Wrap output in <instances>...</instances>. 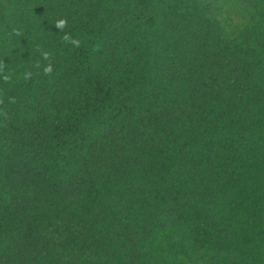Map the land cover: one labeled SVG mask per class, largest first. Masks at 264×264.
Wrapping results in <instances>:
<instances>
[{"label": "trees", "instance_id": "1", "mask_svg": "<svg viewBox=\"0 0 264 264\" xmlns=\"http://www.w3.org/2000/svg\"><path fill=\"white\" fill-rule=\"evenodd\" d=\"M0 264H264V0H0Z\"/></svg>", "mask_w": 264, "mask_h": 264}, {"label": "clouds", "instance_id": "2", "mask_svg": "<svg viewBox=\"0 0 264 264\" xmlns=\"http://www.w3.org/2000/svg\"><path fill=\"white\" fill-rule=\"evenodd\" d=\"M67 23H68V21H67L66 18L59 19V20L56 21L55 27L57 29L63 30L67 26ZM62 40L64 42L71 43L74 47H80V41L78 39L72 38L70 34L66 33L63 36ZM38 51H39V49H38ZM41 56H42V59L48 61V63L43 68V74L46 75V76L50 75L52 73V71H53L52 53H50L48 51H42L41 52ZM35 66L37 68L40 67L39 61L36 63ZM30 76H31V73H25V79H28ZM5 79H8V77H5ZM10 102L15 103V99L11 98Z\"/></svg>", "mask_w": 264, "mask_h": 264}]
</instances>
